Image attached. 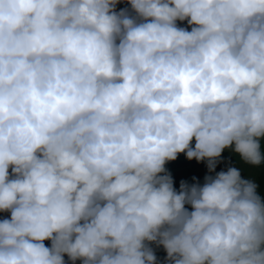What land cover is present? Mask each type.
I'll return each instance as SVG.
<instances>
[{
    "label": "clouds",
    "instance_id": "1",
    "mask_svg": "<svg viewBox=\"0 0 264 264\" xmlns=\"http://www.w3.org/2000/svg\"><path fill=\"white\" fill-rule=\"evenodd\" d=\"M0 214V264H264V0H0Z\"/></svg>",
    "mask_w": 264,
    "mask_h": 264
},
{
    "label": "rangeland",
    "instance_id": "2",
    "mask_svg": "<svg viewBox=\"0 0 264 264\" xmlns=\"http://www.w3.org/2000/svg\"><path fill=\"white\" fill-rule=\"evenodd\" d=\"M181 26H186V25H181ZM222 155H226V153ZM167 167L169 168L173 176L174 188L177 190L179 188V181L181 179H186V180H189L190 182V178L192 176H196L198 180L202 181L203 176L206 172V169L203 163H201L200 165H197L194 161L193 162L184 161L183 164L182 162L177 161V162L167 165ZM222 167H223L222 165H218L217 171H220ZM243 175L244 173L242 172V176ZM0 218H3L2 214H0ZM45 245L50 246V242L46 241ZM77 264H79V262H77Z\"/></svg>",
    "mask_w": 264,
    "mask_h": 264
},
{
    "label": "crops",
    "instance_id": "3",
    "mask_svg": "<svg viewBox=\"0 0 264 264\" xmlns=\"http://www.w3.org/2000/svg\"><path fill=\"white\" fill-rule=\"evenodd\" d=\"M184 161H185V160L183 159V157H181L180 160H178V162H182V164H183ZM160 254L163 255L162 252H161Z\"/></svg>",
    "mask_w": 264,
    "mask_h": 264
}]
</instances>
